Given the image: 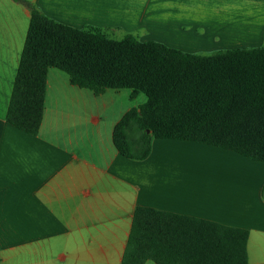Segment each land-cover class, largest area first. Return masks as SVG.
Returning <instances> with one entry per match:
<instances>
[{"label": "crops", "instance_id": "crops-1", "mask_svg": "<svg viewBox=\"0 0 264 264\" xmlns=\"http://www.w3.org/2000/svg\"><path fill=\"white\" fill-rule=\"evenodd\" d=\"M27 1L115 40L201 55L264 47V0ZM30 21V6L0 0V264H122L138 207L248 230L249 263L264 264V162L159 139L147 159L126 158L114 129L139 95L96 96L54 68L39 134L7 122Z\"/></svg>", "mask_w": 264, "mask_h": 264}, {"label": "trees", "instance_id": "trees-1", "mask_svg": "<svg viewBox=\"0 0 264 264\" xmlns=\"http://www.w3.org/2000/svg\"><path fill=\"white\" fill-rule=\"evenodd\" d=\"M31 21L7 122L37 136L45 115L48 75L58 69L96 96L141 93L147 102L116 125L113 141L129 159L145 160L152 142L188 141L264 162V47L211 55L185 53L134 36L115 40L96 28L61 24L27 0ZM248 230L136 208L122 264H250Z\"/></svg>", "mask_w": 264, "mask_h": 264}, {"label": "rangeland", "instance_id": "rangeland-1", "mask_svg": "<svg viewBox=\"0 0 264 264\" xmlns=\"http://www.w3.org/2000/svg\"><path fill=\"white\" fill-rule=\"evenodd\" d=\"M213 53H216V52H213ZM213 53H207L204 55H211ZM199 55H201V54H199ZM63 74H64V76H66V78H68V75L66 73H63ZM121 94H122L121 96H131L132 93H131V90L125 89L122 91ZM136 100H137V102H136ZM136 100L132 101L128 98V102H132V104L135 103V105H141L142 106L147 102V97L145 94L142 93V94H139V97Z\"/></svg>", "mask_w": 264, "mask_h": 264}]
</instances>
